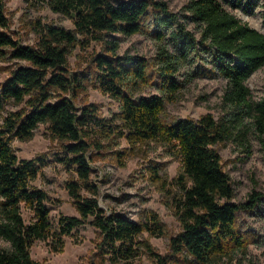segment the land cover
Wrapping results in <instances>:
<instances>
[{
  "label": "trees",
  "instance_id": "obj_1",
  "mask_svg": "<svg viewBox=\"0 0 264 264\" xmlns=\"http://www.w3.org/2000/svg\"><path fill=\"white\" fill-rule=\"evenodd\" d=\"M23 1L46 4L53 13L69 19L74 30L41 26L37 47L18 45L0 31V57L4 55L3 49H9L12 59L29 65L13 70L0 87V264H38L30 256L36 241L48 242L51 252L60 253L63 237L70 236L87 221L100 236L97 251L112 264L136 256L133 247L139 234L163 235L154 213H149L145 222H134L115 212L106 213L97 202V187L90 183L87 154L91 147L99 149L101 141L115 138L123 139L131 148L158 143L180 160L181 172L175 181L181 195L175 214L181 231L171 238V248L201 264L226 256L241 242L236 230L237 213L248 205L255 208L262 197L252 193L247 204L231 203V179L223 171L221 158L213 147L227 141L234 131L242 130L244 116L251 118V128L264 143V99L252 103L245 85L252 73L264 68V34L227 12L219 0H189L185 18L197 27L199 37L178 24L174 36L181 44V56L170 54L165 47L158 48L160 95L136 97L134 91L147 82L148 64L142 58L119 56V42L113 36L141 33L142 19L152 8L154 35L162 41L161 29L177 20L165 3ZM7 23L4 1L0 0V27L6 28ZM77 35L104 44V52L95 55L93 62L100 90L119 104L116 125L98 119L93 104L78 110L66 97L51 101V91L68 94L81 87L79 79L71 81L67 76L68 49L79 42ZM188 53H202L209 66L225 79L223 103L232 119L225 116L217 120L206 114L197 121H162L166 102L173 100L181 88L175 76ZM7 102L24 107L2 117ZM40 124L47 125L52 139L62 144L65 157L61 162L76 176L65 186L79 217L60 215L55 228L50 223L48 195L31 186L37 179L40 159H18L11 147L13 139L29 140ZM155 168L152 167L151 174L157 177ZM23 210L32 215L28 222L23 219ZM158 260L161 263L164 259Z\"/></svg>",
  "mask_w": 264,
  "mask_h": 264
},
{
  "label": "rangeland",
  "instance_id": "obj_2",
  "mask_svg": "<svg viewBox=\"0 0 264 264\" xmlns=\"http://www.w3.org/2000/svg\"><path fill=\"white\" fill-rule=\"evenodd\" d=\"M6 28H1L21 46L37 47L40 28L53 25L73 31L69 19L53 13L44 3L26 4L23 0H3ZM118 4L127 0H110ZM163 2L169 13L175 15L176 22L161 31L164 39L154 35L152 8L142 19L141 33L132 36L115 35L118 39L119 56H132L144 59L147 82L135 91L136 97L160 95L158 90V48L165 47L173 55L181 56V44L174 33L182 24L185 31L198 38L197 27L187 18L185 6L189 0H151ZM222 7L251 28L264 34V0H219ZM112 37H108L111 39ZM78 43L68 49V78L80 80L81 87L73 93L63 94L51 91L53 99H70L80 110L93 104L97 108V118L117 124L116 114L119 104L104 94L98 86V73L93 57L104 52L103 42L77 35ZM0 57V87L10 73L29 66L27 62L12 59L10 50L3 49ZM176 80L181 88L174 99L167 101L161 119L171 123L178 119L197 121L210 114L215 119L233 117L226 114L227 106L223 96L227 83L208 64L202 53H188L181 62ZM250 101L257 103L264 99V68L252 73L246 81ZM24 104L7 102L1 113L5 117L10 112L21 110ZM243 129L234 131L224 142L213 147L221 158V166L231 179L234 197L231 203H248L249 195L262 197L255 208L246 207L236 217V230L241 242L223 257L212 259L206 264H264V143L251 128L252 120L244 116ZM11 147L18 159H40L37 179L31 183L35 189L43 190L49 198L50 223L55 228L60 215L79 217L66 190V182L75 179V172L65 166L63 146L53 140L47 125L40 124L27 141L13 139ZM91 168L90 183L97 187V202L106 213L115 212L134 222L147 221L148 214L154 213L162 225L163 235L151 236L143 232L135 238L136 256L116 264H201L186 253L175 252L170 240L181 231L176 217L177 203L181 191L175 179L181 172L180 160L171 156L168 150L158 143H148L131 148L123 139L101 141L99 149L91 147L87 154ZM152 167L158 168L157 177L151 174ZM155 168V169H156ZM88 195L87 193H83ZM23 219L28 222L32 215L23 210ZM62 252H51L48 242L36 241L30 248V256L38 264H112L97 251L100 241L98 232L84 222L75 228L70 236L63 237ZM148 245L149 248L145 246ZM158 257L164 260L160 263Z\"/></svg>",
  "mask_w": 264,
  "mask_h": 264
}]
</instances>
